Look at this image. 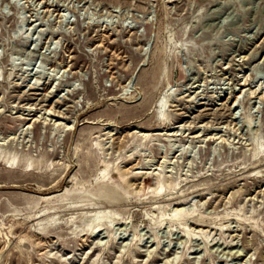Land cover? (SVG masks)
I'll use <instances>...</instances> for the list:
<instances>
[{
  "label": "rangeland",
  "instance_id": "1",
  "mask_svg": "<svg viewBox=\"0 0 264 264\" xmlns=\"http://www.w3.org/2000/svg\"><path fill=\"white\" fill-rule=\"evenodd\" d=\"M1 152L0 264H264V0H0Z\"/></svg>",
  "mask_w": 264,
  "mask_h": 264
},
{
  "label": "bare ground",
  "instance_id": "2",
  "mask_svg": "<svg viewBox=\"0 0 264 264\" xmlns=\"http://www.w3.org/2000/svg\"><path fill=\"white\" fill-rule=\"evenodd\" d=\"M50 76H51V75H50ZM54 78H55V77H54ZM160 102H161V101L159 100L157 106H159ZM162 104H164V103L162 102ZM48 112H49V111H48ZM28 128H29V127H28ZM0 159H1L2 161L5 162V161L7 160V155L4 156V155L2 154V152H1V153H0ZM15 161H16V157H9L7 163L13 165L12 162L14 163ZM28 166H32V165L29 164ZM180 211H181V210H180Z\"/></svg>",
  "mask_w": 264,
  "mask_h": 264
}]
</instances>
